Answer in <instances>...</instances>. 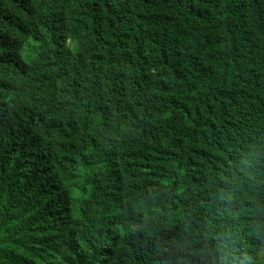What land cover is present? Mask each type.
<instances>
[{
	"label": "trees",
	"instance_id": "16d2710c",
	"mask_svg": "<svg viewBox=\"0 0 264 264\" xmlns=\"http://www.w3.org/2000/svg\"><path fill=\"white\" fill-rule=\"evenodd\" d=\"M0 264H264V0H0Z\"/></svg>",
	"mask_w": 264,
	"mask_h": 264
}]
</instances>
